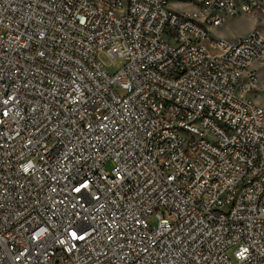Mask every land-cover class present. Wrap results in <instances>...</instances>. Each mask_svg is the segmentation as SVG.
<instances>
[{"label": "built area", "instance_id": "1", "mask_svg": "<svg viewBox=\"0 0 264 264\" xmlns=\"http://www.w3.org/2000/svg\"><path fill=\"white\" fill-rule=\"evenodd\" d=\"M180 1L0 0V264H264V0Z\"/></svg>", "mask_w": 264, "mask_h": 264}, {"label": "rangeland", "instance_id": "2", "mask_svg": "<svg viewBox=\"0 0 264 264\" xmlns=\"http://www.w3.org/2000/svg\"><path fill=\"white\" fill-rule=\"evenodd\" d=\"M172 5L175 9L185 12L192 9L191 6L181 3L180 0H171ZM257 30L264 36V16L257 14L254 17L243 16L240 18L229 19L223 28L218 29L214 33V37L222 40H229L235 37L244 36L249 32ZM103 62L107 66L108 71L111 74L118 72L123 67V62L119 58H110L107 56L102 57ZM258 67V66H257ZM258 80L263 86V90L255 95V101L264 108V66H259L257 69ZM113 168V164L109 163L106 165V170L110 171ZM151 225H156V220L154 218L150 219ZM232 250L228 253L229 257L232 258Z\"/></svg>", "mask_w": 264, "mask_h": 264}, {"label": "crops", "instance_id": "3", "mask_svg": "<svg viewBox=\"0 0 264 264\" xmlns=\"http://www.w3.org/2000/svg\"><path fill=\"white\" fill-rule=\"evenodd\" d=\"M243 36V35H242ZM260 66H264V63H256V64H254L253 66H252V69H254L255 71H256V73H257V69H258V67ZM257 75H258V73H257ZM264 84V83H263ZM259 86H260V90L262 91L263 90V86H262V84H261V82H259ZM260 91V92H261ZM254 101H255V98H254ZM256 102V101H255ZM256 104H258L257 102H256ZM259 105V104H258ZM260 106V105H259Z\"/></svg>", "mask_w": 264, "mask_h": 264}]
</instances>
